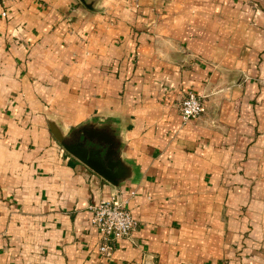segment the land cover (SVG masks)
<instances>
[{"label": "crops", "instance_id": "1", "mask_svg": "<svg viewBox=\"0 0 264 264\" xmlns=\"http://www.w3.org/2000/svg\"><path fill=\"white\" fill-rule=\"evenodd\" d=\"M0 264H264V0L0 1Z\"/></svg>", "mask_w": 264, "mask_h": 264}, {"label": "built area", "instance_id": "2", "mask_svg": "<svg viewBox=\"0 0 264 264\" xmlns=\"http://www.w3.org/2000/svg\"><path fill=\"white\" fill-rule=\"evenodd\" d=\"M178 110L183 120L196 117L202 110L199 96L193 90H187L179 102ZM131 194L133 190L129 191V195ZM127 201V197L112 192L88 205L89 222L97 228L100 238L97 248L105 255L111 251L110 241L128 236L137 225V220L126 206Z\"/></svg>", "mask_w": 264, "mask_h": 264}, {"label": "water", "instance_id": "3", "mask_svg": "<svg viewBox=\"0 0 264 264\" xmlns=\"http://www.w3.org/2000/svg\"><path fill=\"white\" fill-rule=\"evenodd\" d=\"M61 144L69 153L76 156L79 160L85 162L102 177H104L111 183H116V180L113 178V176L117 175V172L109 173L107 170H105L100 165L99 161L90 154V152L88 154L85 153L84 149L80 147L81 143H75L72 141H61Z\"/></svg>", "mask_w": 264, "mask_h": 264}]
</instances>
